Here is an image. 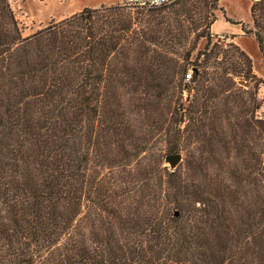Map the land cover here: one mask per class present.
Instances as JSON below:
<instances>
[{
  "label": "trees",
  "instance_id": "obj_1",
  "mask_svg": "<svg viewBox=\"0 0 264 264\" xmlns=\"http://www.w3.org/2000/svg\"><path fill=\"white\" fill-rule=\"evenodd\" d=\"M178 1L84 6L22 36L0 0V264H264V118L237 86L252 60L188 41L200 7ZM250 17L264 58V0ZM183 136L200 143L170 169Z\"/></svg>",
  "mask_w": 264,
  "mask_h": 264
},
{
  "label": "rangeland",
  "instance_id": "obj_2",
  "mask_svg": "<svg viewBox=\"0 0 264 264\" xmlns=\"http://www.w3.org/2000/svg\"><path fill=\"white\" fill-rule=\"evenodd\" d=\"M193 1H195V5H199L200 9L196 7L194 13H191L187 18V22L184 23V29L188 36V41L191 40L192 42V39L197 33H202L203 35L209 34L212 41H215L217 34H225L228 38V46H222L221 49H218L219 53L217 61H226V63H228L232 59L239 60L237 54L231 57L228 56L233 51L230 44L237 45L239 49L248 54L255 69L253 70L252 67L253 76H249L246 80L244 77L237 79V86L240 87V89L253 91L255 93V99L259 103V106H262V115L264 116V102L257 97L258 82L261 80L264 81V58L258 50L254 37L244 32L246 29L252 27L250 0H217V6L214 9H211L206 5V2L210 3L211 0ZM178 2L181 1L179 0ZM10 5L18 21L22 36L34 33L50 22H57L69 17L78 12L84 6L94 8L99 7L100 5L117 6L123 8L134 17L153 13H163V11H165L164 8H128L122 6L120 0H10ZM213 17H215L214 22L208 24ZM178 30L179 28L175 23L173 30L175 36L170 38L171 41L169 42L172 49H176L181 45V42L177 37L179 33ZM189 43L190 42H187V44ZM205 43L206 38L201 36L196 41V47L192 51L189 61L193 60L197 50H202L204 48ZM225 50H228V52ZM225 52L227 54L226 59H224ZM187 71L190 70L188 69ZM256 73H258L260 77L257 76ZM245 96H247L246 93ZM184 126L185 123L182 124V127ZM198 143H200L198 140L193 141L192 143L187 142L186 138L183 136L180 142L184 148L181 152L182 158L187 149ZM163 164L169 166L164 160Z\"/></svg>",
  "mask_w": 264,
  "mask_h": 264
},
{
  "label": "built area",
  "instance_id": "obj_3",
  "mask_svg": "<svg viewBox=\"0 0 264 264\" xmlns=\"http://www.w3.org/2000/svg\"><path fill=\"white\" fill-rule=\"evenodd\" d=\"M175 1L177 0H120V4L128 8L148 9L169 5ZM216 39H218L224 47L228 46V38L225 36V34H217ZM190 75V71H187L185 73L184 82H189V79L191 77ZM257 97L264 102V81L262 80L258 82ZM256 115L260 118H264V116L262 115V106H259V108L256 110ZM262 159L264 163V153Z\"/></svg>",
  "mask_w": 264,
  "mask_h": 264
},
{
  "label": "water",
  "instance_id": "obj_4",
  "mask_svg": "<svg viewBox=\"0 0 264 264\" xmlns=\"http://www.w3.org/2000/svg\"><path fill=\"white\" fill-rule=\"evenodd\" d=\"M164 161L168 163L170 169H174L182 161V154L181 152L169 153L164 157ZM262 169L264 170V163Z\"/></svg>",
  "mask_w": 264,
  "mask_h": 264
},
{
  "label": "crops",
  "instance_id": "obj_5",
  "mask_svg": "<svg viewBox=\"0 0 264 264\" xmlns=\"http://www.w3.org/2000/svg\"><path fill=\"white\" fill-rule=\"evenodd\" d=\"M57 20H58V19H57ZM213 33H214V32H213ZM253 70H255V69H254V67H253ZM255 72H256V71H255ZM256 74H257V76H259V77H260V75H259L258 73H256Z\"/></svg>",
  "mask_w": 264,
  "mask_h": 264
}]
</instances>
